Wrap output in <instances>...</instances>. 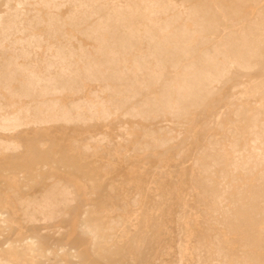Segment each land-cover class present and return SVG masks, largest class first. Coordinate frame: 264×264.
I'll return each instance as SVG.
<instances>
[{
    "label": "rangeland",
    "instance_id": "374dc122",
    "mask_svg": "<svg viewBox=\"0 0 264 264\" xmlns=\"http://www.w3.org/2000/svg\"><path fill=\"white\" fill-rule=\"evenodd\" d=\"M0 264H264V0H0Z\"/></svg>",
    "mask_w": 264,
    "mask_h": 264
},
{
    "label": "bare ground",
    "instance_id": "6f19581e",
    "mask_svg": "<svg viewBox=\"0 0 264 264\" xmlns=\"http://www.w3.org/2000/svg\"><path fill=\"white\" fill-rule=\"evenodd\" d=\"M245 91H246V89H245ZM254 94V93H253ZM248 95V94H247ZM237 119V118H236ZM65 123V122H64ZM37 127V126H36ZM258 142V141H257ZM229 143V142H228ZM262 159V158H261ZM205 183V182H204ZM70 192V191H69ZM139 199V198H138ZM232 206H233V204H232ZM62 207V206H61ZM77 232V231H76ZM78 233V232H77ZM79 234V233H78ZM83 238V237H82ZM105 246H107V245H105ZM262 250V249H261ZM260 251V250H259Z\"/></svg>",
    "mask_w": 264,
    "mask_h": 264
}]
</instances>
